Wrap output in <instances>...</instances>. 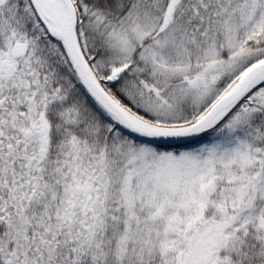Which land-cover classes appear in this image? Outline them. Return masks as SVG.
Instances as JSON below:
<instances>
[{
  "label": "snow or ice",
  "instance_id": "snow-or-ice-1",
  "mask_svg": "<svg viewBox=\"0 0 264 264\" xmlns=\"http://www.w3.org/2000/svg\"><path fill=\"white\" fill-rule=\"evenodd\" d=\"M0 264H264V0H0Z\"/></svg>",
  "mask_w": 264,
  "mask_h": 264
}]
</instances>
